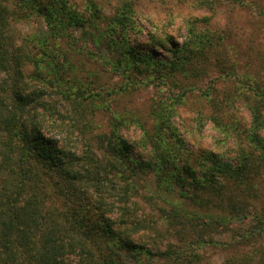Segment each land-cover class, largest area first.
<instances>
[{
    "label": "trees",
    "instance_id": "trees-1",
    "mask_svg": "<svg viewBox=\"0 0 264 264\" xmlns=\"http://www.w3.org/2000/svg\"><path fill=\"white\" fill-rule=\"evenodd\" d=\"M85 1L88 9L79 11L70 8L66 0H0V264H154L164 259L169 260L167 264H177L184 259L182 249H161L154 245L155 239L152 244L137 242L127 232H157L153 224L159 221L172 226L180 223L191 230H198L201 221L203 230H218V226L242 223L248 217L254 220L253 225L240 233L238 240L261 242L258 252L264 261V207L260 211L257 207V182L264 167V84L234 76L242 84L235 87V97L242 98L249 112L245 128L238 121L230 94L216 92L213 86L204 93L212 110L209 118L217 128L226 110L233 111L227 117L236 123L235 152L227 159L208 152L199 158L198 169L178 162L181 138L176 127L172 128L173 143L165 136L171 129V104L151 107L150 128L136 115L113 114L111 132L96 135L98 156L90 149L78 155L48 131L43 132L45 125L48 130L59 127L56 119L48 120L52 105L41 99L40 89L26 92L7 74L23 62L43 76L41 70L46 68L51 82L66 86L59 91L63 96L71 103L83 102L87 87L75 72L78 68L68 50L57 47L69 26L80 29L82 40H90L109 70L127 79L133 80L137 71L167 77L176 73L196 76L195 71L204 69L206 73L211 66L220 65L214 49L218 41L206 31L190 26L184 42H172L169 60H162L152 50L139 49L128 40V32L135 29L129 1L112 15L103 14L93 0ZM32 14L42 18L47 28L28 35L26 46L36 51L26 54L24 38L20 45L8 30L12 21ZM76 40L74 37L72 46L77 45ZM68 69L73 70L69 86L62 75ZM231 74L225 73L228 77ZM126 89L121 84L114 91ZM183 99L178 95L173 100ZM201 119L200 114V124ZM128 123L140 128V138L130 141L117 132ZM228 125L226 134L231 133ZM137 147L142 153H135ZM146 175L164 192H174L176 184L180 200L155 203L158 219L147 222L135 217L136 209L130 203L137 181ZM204 242L199 240L198 246ZM174 258L177 263L171 261ZM241 261L232 264H246Z\"/></svg>",
    "mask_w": 264,
    "mask_h": 264
},
{
    "label": "rangeland",
    "instance_id": "rangeland-1",
    "mask_svg": "<svg viewBox=\"0 0 264 264\" xmlns=\"http://www.w3.org/2000/svg\"><path fill=\"white\" fill-rule=\"evenodd\" d=\"M66 1L72 9L79 11L88 9L85 0ZM125 1H129L133 7L135 22V29L127 34L128 40L137 48L152 50L160 59L169 60L172 42L181 45L188 37V28L194 26L197 31H206L215 41L217 39L214 49L224 70L220 71V65H215L206 70V73L204 69L195 71L196 76L176 73L175 76L169 77L157 75L154 71H137L132 77L133 80L127 79L109 70L108 64L103 61L100 52L90 40H82L80 29L69 26L64 38L58 40L57 47L62 51L68 50L78 68L75 72L87 87L83 92L87 98L83 102L71 103L63 96L59 91L66 90V86L51 82L50 75L46 74V68L41 70L43 76L33 69L31 64L23 62L16 71L11 70L7 74L10 75L9 80L13 79L24 86L26 92L40 89L41 99L52 105L50 113L48 112L51 117H47L48 120L56 119V125L59 127L48 130L45 125L43 132L48 131L49 135L60 140L65 147H70V150L78 155L90 149L98 156L96 135L111 132L113 114L136 115L145 122L147 128H150L153 124L151 107L156 103L159 105L165 103L174 107L173 112H169L171 129L166 131L165 136H168L169 143H173L172 128L176 127L178 130L176 131L181 138V145L177 157L180 164L189 163L198 169L199 158L208 152H217L224 159L234 156L232 145L236 123L227 117L233 111L230 108L226 110L221 119L222 125L217 128L209 118L212 110L206 102L204 93L213 86L216 92L230 94L233 98L232 103H236L235 108L238 110L241 127L249 126V112L241 101L242 98L235 97L233 91L235 87L242 86L238 83L241 80L238 81L237 77L244 79L247 76L253 84L261 86L264 84V0H93L97 9H101L105 15H112ZM13 8L15 9L14 6ZM46 28L42 18L32 14L24 19L12 21L8 33L20 45H23L21 41L24 38L23 50L27 54L36 51L29 50L30 47L26 46L29 45L26 41L28 35L39 34ZM74 37L77 38L76 46H72ZM72 71L68 69L62 72L67 86L71 85ZM227 72L234 74L228 77L225 75ZM7 75H3L4 78ZM121 84L127 89L115 92L114 88ZM178 95L184 98L183 102L173 100ZM93 102L96 103L95 107V104H91ZM81 105L85 107L84 110ZM199 113L202 115L201 124L198 122ZM228 124L230 134H226L225 125ZM237 125L240 128L238 132L241 133L240 125ZM117 132L130 141L142 135V131L134 123H128L121 128L119 126ZM135 153H142V150L137 147ZM261 173L257 182L260 190L257 202L259 211L262 206L264 207V167ZM136 185L137 189H133L130 194V203L133 202L136 209L135 217L146 222L158 219L160 213L155 203L164 205L165 199L173 203L180 201L176 184L173 185L174 192H164L162 188H157L152 183L151 176L146 175L142 181L139 179ZM136 190L138 193H134ZM113 202L122 205L117 200ZM189 206L191 208V205ZM112 215L118 217L116 214ZM253 221L248 217L242 223L232 222L226 227L218 226V230H203L201 221L198 222V230L185 229L180 223L172 226L159 221L153 224L157 232L144 231L138 234L129 231L127 235L137 242L146 240L145 242L150 244L155 239L154 245L161 249L169 246L182 249L185 253L182 262L177 263V258L171 260L177 264H232L242 263L241 259L246 264H264L258 252L263 247L259 245L261 242L238 240L240 233L251 229ZM199 240L206 243L199 247ZM148 246L155 251L153 245ZM167 263L169 260L164 259L155 261L154 264Z\"/></svg>",
    "mask_w": 264,
    "mask_h": 264
}]
</instances>
